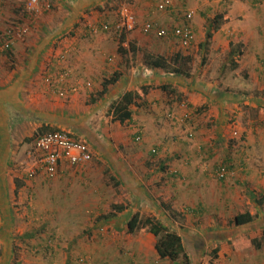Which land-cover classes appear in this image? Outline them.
I'll return each instance as SVG.
<instances>
[{
    "label": "crops",
    "instance_id": "crops-1",
    "mask_svg": "<svg viewBox=\"0 0 264 264\" xmlns=\"http://www.w3.org/2000/svg\"><path fill=\"white\" fill-rule=\"evenodd\" d=\"M40 1L52 9L10 58L0 54V241L8 253L3 264H264V0H169L166 11L157 9L166 0L122 1L119 9L133 7L139 26L191 27L196 40L187 52L178 40L146 35L139 27L122 43L104 32L101 26L117 19L119 9L112 5L118 0ZM17 3L6 0L1 7L0 31L21 15ZM222 10L226 18L217 30L210 20L206 25V16ZM146 54H180L194 63L200 54L205 58L193 69L189 63L191 76L184 77L149 68ZM65 72L69 76L59 86L78 91L61 98L46 80ZM115 73L118 81L99 96ZM129 92L140 96L131 118L113 122V102ZM93 120L104 126L103 136L90 129ZM110 125L116 134H106ZM44 126L87 144L93 162L81 168L61 162L54 180L40 170L33 179L23 178L10 161L18 145ZM110 139L115 144L107 147ZM221 166L231 171L224 180L216 176ZM82 184H91L96 199L94 210L85 212H96V230L66 238L63 246L41 236L36 219L16 215L27 193L61 202ZM112 190L127 191L128 201L112 202ZM116 205L125 211L109 216ZM245 213L254 220L237 226L235 217ZM136 214L180 235L183 255L162 258L152 231L130 232ZM19 223L32 225L14 234ZM12 241L20 242L22 258Z\"/></svg>",
    "mask_w": 264,
    "mask_h": 264
},
{
    "label": "built area",
    "instance_id": "built-area-1",
    "mask_svg": "<svg viewBox=\"0 0 264 264\" xmlns=\"http://www.w3.org/2000/svg\"><path fill=\"white\" fill-rule=\"evenodd\" d=\"M22 8L21 15L15 17L8 22L6 27L0 32V54L11 52L20 41L29 36L33 24L39 20L45 13L52 9L50 3H44L40 0H16ZM6 0H0V8L5 4ZM170 1L157 6L159 11H166L169 8ZM188 19L193 18V12L187 15ZM146 34L155 33L161 39L178 40L181 49H187L196 40L195 31L189 26L177 27L174 30L155 29L151 22H146L139 26L133 7L124 4L118 11V18L114 24H104L101 29L104 32H112L117 40L121 43L129 38L137 28ZM96 31V30H95ZM69 74L64 73L58 79L47 78L46 82L54 85L55 93L61 98H66L70 93L78 91V88L70 90L64 89L62 85L68 78ZM58 86V87H57ZM90 86V84L88 85ZM182 107L188 108L187 103H183ZM234 135H237L235 132ZM28 158L36 162L35 168L28 173L30 178H34L40 170L44 173L47 180L56 178L59 172L61 162H66L72 167H85L93 159L92 152L87 144L76 139L66 131L49 132L35 138L32 149L28 151ZM231 171L226 166H221L216 170V176L219 180H224L230 175ZM80 264H91L85 259H80Z\"/></svg>",
    "mask_w": 264,
    "mask_h": 264
},
{
    "label": "rangeland",
    "instance_id": "rangeland-1",
    "mask_svg": "<svg viewBox=\"0 0 264 264\" xmlns=\"http://www.w3.org/2000/svg\"><path fill=\"white\" fill-rule=\"evenodd\" d=\"M122 1L123 0H118L117 4L112 5V9L113 10L119 9L120 5L122 4ZM225 11L222 10V11H217V12L216 11L211 12L209 16H206V23H207L206 25H209V20H210V23L213 22L216 16H222L220 21L223 24L225 22L224 19L226 18V16H224ZM117 18H118V13H117ZM205 40H208V35L205 36ZM184 51L187 52L188 50L185 49ZM199 58H200L199 60L200 62L197 61L196 63H194L190 61L192 69L194 68V66L198 67V65H201L203 59L205 58L204 54H200ZM117 101L118 100L114 101L113 104ZM109 114L111 115L110 112ZM110 115L107 114V117H105V119L108 120L107 118ZM114 121L115 120L113 119V122ZM97 122L99 121L95 122L93 120L90 123L91 125H89V127L90 129L91 127H94L95 130H99V134L103 136L104 126H102L101 123L99 124ZM87 123H88V119H87ZM27 133L32 134L33 132L29 131ZM112 133L116 134V130L114 129L113 126L110 125V132L108 133L106 131V134L112 135ZM34 139L35 137L33 135L32 137H29L27 140H25V142L23 141L22 143H20L18 145V150L16 154L17 158H13L10 161L11 168L15 170H19L23 174V178L26 176L29 179H33L28 176V173L35 168L36 162L28 158V151L32 149ZM114 139H110L112 140L111 142L110 141L106 142L108 144L106 146L107 147H110L112 145L114 146L115 144L113 142ZM3 162L4 160L0 159V165L3 164ZM92 162H93V159L90 163ZM37 174L38 172L36 173L34 178L38 176ZM105 180H106V177H105ZM107 180H109L113 184L112 180H110L108 177H107ZM180 181L183 182L182 180ZM49 182H53V181H47L46 183L50 185ZM82 185L84 187V189L82 190L80 189V187H79V190L69 189L66 195V198L61 199V202L58 201L56 198H55L56 201H54V199H51L52 202H50V199H48L47 196L46 197L39 196L37 195L38 194L37 192L27 193L26 201L22 203L21 205H19V207L15 206L16 215L22 216L21 220H23L27 216L29 217L28 218L29 221L36 219L35 224L33 226L36 227V230L41 232V236H44V237L53 236L54 238H56L57 247L59 246L60 242H61V246H63L64 243L68 240L66 238H69V239L72 237L80 238L81 234H85L86 230H89V232H91L92 230H96L94 229V226L97 223V220H95L96 212H94L93 216H89L87 213H85L86 211L94 210L93 203L96 201V199L94 198L95 196L92 195V189H89L91 184H88L87 188H85L86 184H82ZM45 190H46V193L49 192L48 188ZM105 190H106V194L108 195L109 188L107 185L105 186ZM126 194L127 195H125L124 191H113L112 190V192L110 193V195H113L112 202H116L118 200L127 202L129 199L128 198L129 193L126 191ZM116 198H119V199H116ZM37 200H38V203H36ZM30 202L33 205H30ZM27 203H28V207H27ZM104 206H107L105 207V210H109L108 198L106 199V205ZM111 209H112V206L110 207V211ZM36 212L37 214H39L38 216ZM28 220L26 221V223H28ZM0 223H1V220H0ZM30 225L32 224H27V225L23 223L22 224L19 223V225L14 224L12 227L14 229L13 233L16 231L17 234H21L20 232H22V230L29 227ZM28 229L29 228L25 230H28ZM16 232L14 234H16ZM12 245L13 246L11 248L13 252L17 254L18 258H22V254L19 252V249H18V246H20V242L17 244L15 241H12ZM5 259L8 260V253L6 251V246L0 241V264H3L4 262H6Z\"/></svg>",
    "mask_w": 264,
    "mask_h": 264
},
{
    "label": "trees",
    "instance_id": "trees-1",
    "mask_svg": "<svg viewBox=\"0 0 264 264\" xmlns=\"http://www.w3.org/2000/svg\"><path fill=\"white\" fill-rule=\"evenodd\" d=\"M221 17L222 16H216L214 18L213 22H211L212 29L217 30L219 28L221 24ZM211 34V32L208 33V39H210ZM4 54L5 56H7V58H10L13 54V51L6 52ZM144 63L149 68L163 69L169 73H173L178 76H191V70L189 66V63H191L190 59L180 54L176 55L175 58L174 56L168 58L159 54H146L144 58ZM118 79L119 76L117 73H115L110 79H105L102 85L103 89L100 92L99 96H104L107 93L108 88L111 85L115 84ZM163 88L166 89L165 87ZM138 98H140L139 94L129 92L126 93L115 104H113L112 110L114 120L119 121L121 124H124L126 121H128L132 116V111L130 110V107L132 106V104L137 103ZM183 103L184 102H182V104ZM55 131H61V129H52L48 126H44L39 128L35 132L34 137L37 138L40 135ZM227 169L230 171V168L227 167ZM125 209L126 206L123 205L113 206L114 211L111 212L109 216H115L116 213L125 211ZM253 220L254 217L252 215H250L249 213H245L242 215H237L235 217L234 223L237 226H242L251 223ZM128 225L129 230L132 233L140 231L142 229H149L150 231H152L154 235L158 238L157 250L162 258H168L174 261L183 255V244L181 236L178 235L176 232L170 231L167 228L163 227L154 218H144L140 216V214H136L133 216Z\"/></svg>",
    "mask_w": 264,
    "mask_h": 264
},
{
    "label": "clouds",
    "instance_id": "clouds-1",
    "mask_svg": "<svg viewBox=\"0 0 264 264\" xmlns=\"http://www.w3.org/2000/svg\"><path fill=\"white\" fill-rule=\"evenodd\" d=\"M35 140V139H34ZM34 142V141H33Z\"/></svg>",
    "mask_w": 264,
    "mask_h": 264
}]
</instances>
